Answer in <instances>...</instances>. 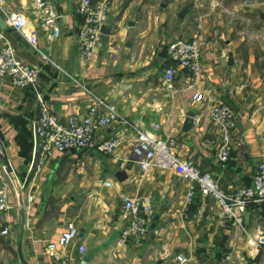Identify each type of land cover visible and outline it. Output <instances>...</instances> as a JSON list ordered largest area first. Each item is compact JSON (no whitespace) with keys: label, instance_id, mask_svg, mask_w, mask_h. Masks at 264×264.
<instances>
[{"label":"crops","instance_id":"obj_1","mask_svg":"<svg viewBox=\"0 0 264 264\" xmlns=\"http://www.w3.org/2000/svg\"><path fill=\"white\" fill-rule=\"evenodd\" d=\"M49 1L61 14L62 33L49 42L39 32V44L52 62L41 61L19 31H5L19 56L38 64L40 73L35 84L25 87L0 77V187H8L11 203L9 210L0 211V227L10 228L8 235L0 233V264H23L20 247L27 264H53L46 244L70 225L78 226L80 235L67 251L61 250L68 253L69 264H169L177 254L191 257L188 264H208L198 255L212 254L217 240L226 251L224 264H264V202L248 206L242 230L220 219L214 202L198 193L184 218V182L169 169L143 171L131 156L134 126L148 128L156 121V133L174 136L175 151L211 172L225 192L250 184L264 159V40L259 37L264 21H256L264 17V0H225L223 5L220 0H107L105 31L91 58L84 57L79 35V0ZM3 8L26 13L28 28H38L34 0H6ZM0 15L4 17L1 8ZM175 37L199 40L202 70L193 75L175 65L173 89L167 90L162 71L172 61L166 44ZM196 89L202 92L200 99L192 98ZM210 98L227 102L237 117L230 159L223 165L216 162L215 142L209 140L214 136L206 114ZM97 99L114 104L127 120L95 131L96 141L117 138L112 155L94 147L50 155L35 150L31 124L42 103L65 121L84 115ZM188 111L193 126L183 130ZM106 179L111 187L103 185ZM20 190L34 195L25 208L18 205ZM118 191L151 197V225L159 235H148L138 247L118 245L123 228ZM195 213L199 216L193 218ZM79 243L86 246L83 254Z\"/></svg>","mask_w":264,"mask_h":264},{"label":"built area","instance_id":"obj_2","mask_svg":"<svg viewBox=\"0 0 264 264\" xmlns=\"http://www.w3.org/2000/svg\"><path fill=\"white\" fill-rule=\"evenodd\" d=\"M5 1L0 0V8L4 11L7 24L14 26L26 37L38 52L41 61L52 62L49 53L39 44V32L49 42L60 37L62 33L59 22L61 14L56 6L49 0H34L39 9L38 28L29 29L27 14L17 10L5 11L3 8ZM108 8L107 0H79L77 11L83 18L79 35L83 40L85 58H91L94 54L107 21ZM166 53L172 63L166 64L162 71V83L165 89H173L175 65L187 69L193 75L201 72V47L196 37L170 39L166 44ZM39 73L40 66L20 57L7 37L5 29L0 27V77L9 78L13 84L25 87L35 84ZM201 96L202 92L196 89L192 98L200 99ZM210 99L211 103L206 107V114L212 123L214 136L209 140L215 142L216 162L223 165L230 159L232 140L238 126L237 117L236 112L227 102L221 98ZM100 106L103 107V111L99 110ZM117 119L122 118L116 106L101 99H97L90 105L84 115H70L65 121H62L46 103H42L38 117L31 124L35 150L42 151L44 155H50L54 150L66 151L71 148L94 147L104 155H112L117 146V138L109 137L96 141L94 134L97 129ZM122 121L127 122L124 118ZM159 126L156 121H153L148 128L134 126L136 137L131 145L133 161L143 171L151 167L169 169L184 182L182 217H188V206L198 193L202 198H209L214 202L220 219L228 220L234 227L242 230L243 216L248 206L264 202V159L257 163L250 184L237 187L231 192H225L211 172L201 170L193 158L181 156L175 151L174 136L163 137L157 134L155 129ZM11 174L14 180H18L14 172ZM103 185L111 187L113 182L106 179ZM17 196L18 205L24 208L27 207L26 202L29 203L34 199L32 193L25 194L23 190H20ZM116 196L121 202L119 216L123 222V228L117 241L118 245L132 244L138 247L148 235H159V229L151 225L154 210L150 196L138 199L119 191ZM10 207L8 187L2 185L0 187V211H7ZM192 216L195 218L199 216V213ZM9 232L8 226L0 227L2 235H8ZM79 235L80 228L70 225L62 230L54 240L47 242L46 251L53 259V264H69L68 253L61 252V250L67 251L78 240ZM77 250L83 254L86 251L85 244L79 243ZM191 259L184 254H177L174 261L169 264H188Z\"/></svg>","mask_w":264,"mask_h":264},{"label":"water","instance_id":"obj_3","mask_svg":"<svg viewBox=\"0 0 264 264\" xmlns=\"http://www.w3.org/2000/svg\"><path fill=\"white\" fill-rule=\"evenodd\" d=\"M185 9H181L179 12V15H182L184 13ZM0 27H2L3 29H5V31H14L16 30V28L14 26L8 25L5 18L0 15ZM105 31V30H104ZM193 112L188 111L184 117V120L182 122L181 128L183 130H188L189 128H191L193 126ZM4 160L6 162L7 167L9 168V170H11V165L9 163V161L7 160L6 157H4ZM117 180H121L120 177H118V175L116 176ZM19 256L20 259L22 261L23 264H27V262L24 259V255L22 253V249L21 247L19 248Z\"/></svg>","mask_w":264,"mask_h":264},{"label":"trees","instance_id":"obj_4","mask_svg":"<svg viewBox=\"0 0 264 264\" xmlns=\"http://www.w3.org/2000/svg\"><path fill=\"white\" fill-rule=\"evenodd\" d=\"M9 34V33H8ZM52 205H55L54 201L50 202ZM57 208H59V205H57ZM215 244V243H214ZM203 251V250H201ZM212 254H199L198 257L202 262H207L208 264H224L222 262V259L226 257V251L225 249L221 246V242L217 240L215 247L212 248Z\"/></svg>","mask_w":264,"mask_h":264},{"label":"rangeland","instance_id":"obj_5","mask_svg":"<svg viewBox=\"0 0 264 264\" xmlns=\"http://www.w3.org/2000/svg\"><path fill=\"white\" fill-rule=\"evenodd\" d=\"M219 4H220V5H221V4H222V5L225 4V0H220V1H219ZM256 21H258V22L261 23V22L264 21V17H261V16H260V17H258V20H256ZM255 23H257V22H255ZM260 33H261L260 36H259L260 39H261V40H264V28H263V31L260 32ZM254 39H255V38H254ZM260 56H261V59L263 60V59H264V55L261 53Z\"/></svg>","mask_w":264,"mask_h":264}]
</instances>
